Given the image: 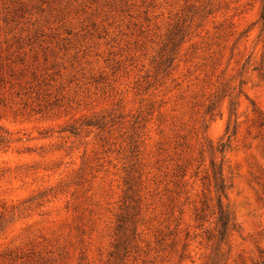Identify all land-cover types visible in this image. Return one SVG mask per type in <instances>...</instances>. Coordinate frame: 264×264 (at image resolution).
I'll return each instance as SVG.
<instances>
[{
  "label": "rangeland",
  "instance_id": "374dc122",
  "mask_svg": "<svg viewBox=\"0 0 264 264\" xmlns=\"http://www.w3.org/2000/svg\"><path fill=\"white\" fill-rule=\"evenodd\" d=\"M0 264H264V0H0Z\"/></svg>",
  "mask_w": 264,
  "mask_h": 264
},
{
  "label": "trees",
  "instance_id": "16d2710c",
  "mask_svg": "<svg viewBox=\"0 0 264 264\" xmlns=\"http://www.w3.org/2000/svg\"><path fill=\"white\" fill-rule=\"evenodd\" d=\"M220 222H221V226H222L221 235L223 236V239H224L226 236V232L228 230V227L230 226V220L228 217L222 215L220 218Z\"/></svg>",
  "mask_w": 264,
  "mask_h": 264
}]
</instances>
